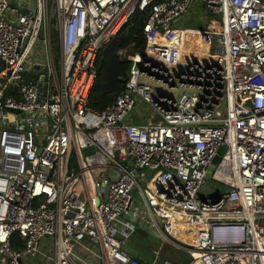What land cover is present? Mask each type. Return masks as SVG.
<instances>
[{
	"label": "built area",
	"instance_id": "1",
	"mask_svg": "<svg viewBox=\"0 0 264 264\" xmlns=\"http://www.w3.org/2000/svg\"><path fill=\"white\" fill-rule=\"evenodd\" d=\"M196 3L221 23L178 28ZM137 10L146 50L96 111L98 53ZM187 31L208 52L183 55ZM0 62V264H264V0H0ZM137 98L161 121L123 123ZM138 231L151 259L125 248Z\"/></svg>",
	"mask_w": 264,
	"mask_h": 264
},
{
	"label": "trees",
	"instance_id": "2",
	"mask_svg": "<svg viewBox=\"0 0 264 264\" xmlns=\"http://www.w3.org/2000/svg\"><path fill=\"white\" fill-rule=\"evenodd\" d=\"M147 19L148 11L137 10L129 23L98 53L97 77L88 101L90 108L96 111L105 110L126 89L128 75L134 64L132 57L144 54L146 50L144 25ZM52 35L53 44L58 47L57 32L54 28ZM135 236L139 237L140 247L145 251L146 257L151 259L153 255L145 243L147 233L138 231L132 237Z\"/></svg>",
	"mask_w": 264,
	"mask_h": 264
},
{
	"label": "rangeland",
	"instance_id": "3",
	"mask_svg": "<svg viewBox=\"0 0 264 264\" xmlns=\"http://www.w3.org/2000/svg\"><path fill=\"white\" fill-rule=\"evenodd\" d=\"M49 5L51 8L52 0H49ZM54 15H55V13H54ZM219 23H221V17L220 16L212 15V14L208 13L202 5H198L196 3L194 5V7L191 9V11L189 13H187L179 21V23L176 26L180 27V28H194V29L204 30L206 28H209L208 27L209 24H213V25L218 26ZM53 27H55V20H53L51 23V29H53ZM180 35H181V38H183L184 40L187 37V39H189L190 41H193L196 44L200 45V43H201L200 42L201 38L199 37V35H197V32H195V31H187L186 34L180 33ZM157 41H159L160 43L162 42V44H166L165 39L160 37V36L157 37ZM196 49H198V47ZM193 50H194V47L188 45L187 42H185L184 48H183V55H188V53L193 52ZM199 50H200L199 51L200 53L201 52H208V46H205V44H203ZM57 53H58L57 46H55V44H54V54H57ZM141 81L146 83V84L151 85L154 89H156L160 93H163V94H165V95H167V96H169L175 100H179L182 97V95L185 93H190V94L196 93L195 89L189 88V87H184V86H178L174 89H171L168 86H164L161 82H157L155 79L148 78L146 76H142ZM139 114L148 115L150 117L153 116L152 121H154V122H160L161 121L160 116L154 110L152 105L145 103L140 98H137L134 111L130 116V121L135 120V122H137L136 120H137V118H138L137 116ZM132 122H134V121H132ZM87 162H89V160H87ZM209 188L223 189L224 185L219 183V182L214 181L212 178H208L207 179V188L203 189L202 193H207ZM81 193H83V192L81 191ZM140 243H141V241L139 240V237L135 236V237H132L131 239H129L127 241L125 248L130 253H132L134 255H138V256H141L143 258L148 259L146 257L145 251L141 249ZM145 243L149 247V250L152 254V250L158 249L162 242L158 237L147 233V237L145 238ZM163 243H164V246L162 248V253L164 256H169L174 260H178L182 256H188L187 252H184L182 250H178L172 244L167 243L166 240H163ZM141 253L142 254L145 253V254H143V256H142Z\"/></svg>",
	"mask_w": 264,
	"mask_h": 264
},
{
	"label": "water",
	"instance_id": "4",
	"mask_svg": "<svg viewBox=\"0 0 264 264\" xmlns=\"http://www.w3.org/2000/svg\"><path fill=\"white\" fill-rule=\"evenodd\" d=\"M42 79H43V81L46 80V78H42ZM41 87H42V89H44V88L47 87V85L44 84V83H42V84H41ZM42 93L45 94L44 91H42ZM132 113H133V110H131V111H130V112L124 117V119L122 120V122H123V123L126 122V121L129 119V117L131 116ZM224 149H225V147H221V149L219 150V153H218V154L215 156V158L212 160V164L208 167V173H207V177H208V178H211V174H212V172H213V170H214V165H215L216 163H218V161H219V159H220V154L223 153ZM95 150H96V149H95L94 147H88V148L83 149V152H84V154L87 155V154H90V153H94ZM189 263H190V259H186V260L184 261L183 264H189Z\"/></svg>",
	"mask_w": 264,
	"mask_h": 264
},
{
	"label": "bare ground",
	"instance_id": "5",
	"mask_svg": "<svg viewBox=\"0 0 264 264\" xmlns=\"http://www.w3.org/2000/svg\"><path fill=\"white\" fill-rule=\"evenodd\" d=\"M183 40H184V39H183ZM190 42H191V43L187 42V44L190 45V46H193V47H194V50H196L197 53H198L199 51H198V49H196V48H197V47H198V48H201V46L203 45L202 40L200 41V42H201L200 45L194 43L193 41H190ZM192 42L194 43V45H192ZM197 45H198V46H197ZM194 50H193V51H194ZM181 230H183V231H180V233L182 232V233L185 234V239H186L187 241L192 242L193 235H192L191 229L188 228V227H187V228H186V227H183V229H181Z\"/></svg>",
	"mask_w": 264,
	"mask_h": 264
},
{
	"label": "crops",
	"instance_id": "6",
	"mask_svg": "<svg viewBox=\"0 0 264 264\" xmlns=\"http://www.w3.org/2000/svg\"><path fill=\"white\" fill-rule=\"evenodd\" d=\"M11 1L15 4V3H20L21 0H11ZM178 28H180V27H178ZM199 49L200 48H198V51H200ZM193 52H197V51L194 50ZM198 53H200V52H198ZM185 56L186 57H189V54L188 55H185ZM2 72H3V70H2V63L0 62V79H1V77L3 75ZM137 117H138L137 120H136L137 122H135V120H132V121H134L133 123L147 122L149 116L148 115H144V114H139Z\"/></svg>",
	"mask_w": 264,
	"mask_h": 264
},
{
	"label": "flooded vegetation",
	"instance_id": "7",
	"mask_svg": "<svg viewBox=\"0 0 264 264\" xmlns=\"http://www.w3.org/2000/svg\"><path fill=\"white\" fill-rule=\"evenodd\" d=\"M142 254V253H141ZM143 254H145V253H143ZM143 254H142V256H143Z\"/></svg>",
	"mask_w": 264,
	"mask_h": 264
}]
</instances>
